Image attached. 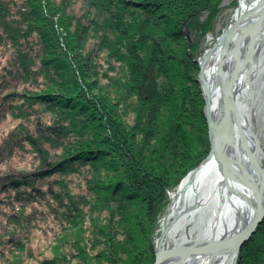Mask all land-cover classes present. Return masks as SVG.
<instances>
[{"label": "trees", "instance_id": "trees-1", "mask_svg": "<svg viewBox=\"0 0 264 264\" xmlns=\"http://www.w3.org/2000/svg\"><path fill=\"white\" fill-rule=\"evenodd\" d=\"M222 1L0 0V264L154 263L209 152L195 59ZM240 256L264 264V220Z\"/></svg>", "mask_w": 264, "mask_h": 264}, {"label": "bare ground", "instance_id": "bare-ground-1", "mask_svg": "<svg viewBox=\"0 0 264 264\" xmlns=\"http://www.w3.org/2000/svg\"><path fill=\"white\" fill-rule=\"evenodd\" d=\"M233 2L235 8L223 36L220 34L213 48L205 51L198 67L207 107L211 113H217L214 132L220 137V145L210 150L208 141V154L171 191V204L161 231L163 240L169 237L172 246L203 245L204 249L194 253L190 260H168L161 264H239L241 251L250 239L238 247V255L231 243L237 241L255 219L252 214L257 209L249 187L253 178L264 194V179L256 174L254 164L257 150L250 140L252 135L258 139L255 110L264 103L261 96L264 92V14L261 12L264 0H231L230 6ZM185 34L188 37V33ZM245 56L246 63L231 78L226 97L229 107L225 108L223 96L219 95V78L235 58ZM260 167L264 170L262 159ZM190 225L198 232L195 238L187 229ZM214 241H223L227 246L210 250L208 245ZM160 244L158 240L152 244L154 263L156 252L170 249Z\"/></svg>", "mask_w": 264, "mask_h": 264}, {"label": "water", "instance_id": "water-1", "mask_svg": "<svg viewBox=\"0 0 264 264\" xmlns=\"http://www.w3.org/2000/svg\"><path fill=\"white\" fill-rule=\"evenodd\" d=\"M261 12H263L264 14V5L262 4L261 7ZM263 14L260 17V24L262 23L261 20H263ZM259 24V25H260ZM224 33H222L221 36H223ZM213 48V47H212ZM247 56L243 57V58H235L230 66V68L227 70V72L220 76L219 78V95L221 97V94L223 96V106L225 108L229 107V103L226 102V97L228 95V88L230 87V82H231V78L232 76L236 75L237 72L239 71L240 68H242L244 66V64L246 63L247 60ZM200 62L201 61H197V65L198 67H200ZM198 82L200 84V89L202 91V98L204 100L205 106L203 108V113H204V117L206 120V124H207V130H208V141L210 144V150L213 148V146L216 145H220V137H218V135L216 136V132H214V128L216 125V119L215 118L216 114L213 111L211 113V109L209 110V107H207V103H206V99H205V95H204V89L203 86L200 82V72H199V77H198ZM217 110V109H215ZM213 114V115H212ZM214 117V118H213ZM234 117V116H233ZM249 129V128H248ZM251 143L254 145L255 149L257 150V154H256V159L254 161L255 166H257V173L260 177H262L264 179V170L261 169V147H260V142L259 140L252 135V137L250 138ZM259 170V171H258ZM252 183H249V187L250 190L252 191L253 197H254V208L257 209V214L256 212L253 211L252 216L254 215L253 218H255L253 220L252 223H250V225H248L245 228V231L242 232V234L240 235V237H238L237 241H234L233 243H231V247L233 246L235 248V253H239L238 251V247H240L243 243H245L246 241H248L250 239V237L255 233L256 228L258 226L259 223L262 222V220L264 219V194L262 195V193L259 191L258 187H257V182L256 179L253 178V180L251 181ZM163 240V234L161 235L160 239L158 240L159 244L161 243V241ZM223 241H214V242H210L209 249L210 250H222L224 248V246L227 245H223L222 243ZM198 243V242H197ZM161 245V244H160ZM191 245V243L189 244ZM187 246H173L170 249L164 250V251H158L155 253V263L154 264H161L164 261H168V260H179V261H185V260H190L191 257H194V253H196L197 251L203 250L204 247L203 245H198L196 247L193 248H185ZM230 247V246H229ZM237 253V255H238Z\"/></svg>", "mask_w": 264, "mask_h": 264}, {"label": "rangeland", "instance_id": "rangeland-1", "mask_svg": "<svg viewBox=\"0 0 264 264\" xmlns=\"http://www.w3.org/2000/svg\"><path fill=\"white\" fill-rule=\"evenodd\" d=\"M230 1L231 0H223L221 2V4H220L221 10L219 12L220 14H218V16H216L214 18L210 31L206 32L204 34V36L200 39L199 45L197 46V53H196V59H195L196 65H197L196 62L201 60V57L205 53V51L211 49L214 42L217 40V38L220 36V34H222V32H223V30L227 24L228 19L229 18L231 19V17H232L231 15H232V12H233L235 6H232V5L230 6ZM234 1L236 2V0H234ZM16 2H17V0H15V3ZM13 3H14V1H13ZM10 7L13 8V5L10 4ZM204 19H205V16H203V18H201V21ZM33 40H35L34 35L30 36L29 38L27 37L28 43L32 42ZM197 67H198V65H197ZM199 72L200 71L198 68V75H197L196 80H197V84L199 85V90H200L201 98H202V91L200 89V84L198 82ZM263 80H264V76H263ZM261 96L264 97V92ZM202 102H203V105H202V111H203V108L205 106L203 98H202ZM255 113H256V134H257L258 140L260 142V147H261V152H262L261 159L264 162V103L263 102H261L260 107L255 110ZM203 116H204V113H203ZM204 119H205V117H204ZM205 123H206V120H205ZM206 128H207V124H206ZM207 135H208V130H207ZM170 193L171 192L166 193L167 205L165 207L164 212L162 213V215L157 220V222H158L157 223V229L154 231V234L152 236V244L154 241L159 240L161 235H162L161 231H162V226H163V220H164L165 216L167 215L168 207L171 204ZM204 217H205V223L207 224V214H205ZM187 229L189 231L191 230V234H192L193 238H195L198 235V232L193 229V225L187 226ZM40 241H42V240H40ZM42 242L44 244H46L45 240H43ZM172 244H173L172 240L169 237H167L166 239H164L162 241L161 246L164 249L168 248V247L172 248L173 247ZM49 253L50 252L48 250H44V251L42 250V252L40 253L42 258L40 256H38L39 257L38 258V257H36L37 255L34 254L35 255L34 260H29L30 264H33L35 262V260L37 261V259L38 260L39 259L44 260L45 258L50 259L48 257ZM73 264H76V262H74Z\"/></svg>", "mask_w": 264, "mask_h": 264}]
</instances>
